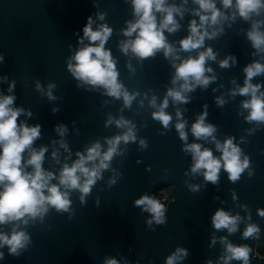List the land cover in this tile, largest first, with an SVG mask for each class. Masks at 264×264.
Returning <instances> with one entry per match:
<instances>
[{
	"label": "water",
	"instance_id": "obj_1",
	"mask_svg": "<svg viewBox=\"0 0 264 264\" xmlns=\"http://www.w3.org/2000/svg\"><path fill=\"white\" fill-rule=\"evenodd\" d=\"M215 2L227 19L221 18L218 25L208 29L216 30L217 35L206 37L202 48L186 52L179 42L189 34L191 20L199 23L193 11L199 6L193 0H166L168 5L182 6L183 17L174 14L179 29L164 32L168 43L178 50V59L166 58L163 50L142 59L131 50L125 54L120 47L122 42L135 38V33L132 37L123 34L128 22L136 19L132 0H0V96H14L12 107L24 109L18 124L41 126L40 136L25 151L23 160L27 161L31 149L47 148L42 167L58 177L65 164L71 166L78 159L77 152L86 154L85 150L97 142L104 152L109 147L107 140L125 134L128 128L135 135V141L120 142L109 167L102 170L84 203L79 190H71L72 203L67 212L49 206L42 218L26 217L27 224L17 221L0 225V232L11 234L15 228L29 237L18 255L9 254L7 245L0 246V264H105L109 259L118 264H166L178 248L186 249L188 254L175 264H207L209 260L224 264L221 257L227 255V243L249 246V264H264V259L253 252L264 226V217L258 214L264 209V122L247 119L250 109L244 108L243 102L251 96L238 92L244 85L245 67L254 61L264 64V51L253 48L248 38L257 21L259 31L264 32V8L245 20L235 8L236 0L227 9L221 0ZM162 15L156 13L158 21ZM89 16L94 30L101 24L112 29L105 48L111 50L116 62L118 81L134 95L129 106H125L122 96H109L102 86L84 84L68 71L71 57L88 43L87 39L80 43L79 37ZM209 47L216 59L206 60L205 66L213 71L205 75L215 79L207 87L197 85L185 93L186 103L168 97L165 112L172 119L165 128L153 113L159 110L168 89H178L182 82L173 85V64ZM228 57H235V63L229 59V67H221L220 62ZM13 82L15 86L9 91ZM251 82L260 84L264 92V73ZM49 85L54 87L50 89ZM49 91L55 99H49ZM154 97L155 106L151 103ZM53 108L57 109L55 113ZM177 111L181 113L179 118ZM205 111V123L216 129L215 140L197 139L192 134L193 123ZM120 119L128 125L117 127ZM181 120L185 122L186 141L176 130ZM60 124L67 129L63 136L56 131ZM228 138L240 148L241 161L248 159V167L237 181H230L223 167L215 184L205 180V170L191 171L192 153L185 151L186 144L199 143L219 158L216 142L223 144ZM25 170L31 171L32 167L25 165ZM169 185L172 192L165 205V222L148 225V211L143 210L144 206H135V201ZM218 209L240 217L234 233L213 227L212 216ZM250 224L260 231L245 239L243 232ZM222 237L226 238L223 242ZM228 264L242 261L231 260Z\"/></svg>",
	"mask_w": 264,
	"mask_h": 264
},
{
	"label": "clouds",
	"instance_id": "obj_2",
	"mask_svg": "<svg viewBox=\"0 0 264 264\" xmlns=\"http://www.w3.org/2000/svg\"><path fill=\"white\" fill-rule=\"evenodd\" d=\"M199 7L194 9V13L199 17V23L195 19L189 24V34L183 38L179 44L180 49L186 52L200 49L204 46L205 38H213L217 35V31L209 32V28L220 23L221 18L227 19L219 8L216 6L215 0H193ZM224 8L232 7L233 0H221ZM134 14L136 19L134 22H128V26L123 30L126 37H132L121 43V51L125 54L131 50L139 58H148L155 55L157 51L163 50L166 58L172 57L178 59L177 49L169 44L165 30L168 33L177 31L180 25L174 18V14L183 17L182 6L168 5L166 0H132ZM235 8L238 14L245 20L249 19L251 13L259 14V10L264 8V0H236ZM156 13H161L162 18L158 21ZM233 14V18H234ZM103 14L99 15V19L103 20ZM92 17H87V22L83 25V36L79 37V42L83 43L85 39L88 43L79 48L71 57L67 67L68 71L78 81L92 86H102L106 90V94L112 97H123L125 106H129L134 99V95H130L124 86L118 81L119 73L116 69V62L112 58L111 50L105 48V44L112 34V29L107 24H101L94 30ZM260 22L253 24L252 30L248 32V38L252 42L253 48L258 52L264 51V32L259 31ZM215 60L216 55L209 47L198 53L197 56H189L182 60L179 64H173L176 72L172 83L179 84V88H170L167 91L159 110L153 113V118L159 120L162 125L167 128L172 117L165 112L168 107V97L174 102H187L188 93L197 85L207 87L215 76H207L206 72L211 73V67H206V60ZM229 59L235 63V57H228L220 62L221 67H229ZM3 57L0 56V61ZM71 61H75L72 63ZM245 80L243 87L238 88L240 95L251 96L250 100L243 102V107L250 109L247 117L250 121L264 122V92H261L260 84H253V77L264 73V64L258 61L247 65L244 69ZM4 79H7L5 76ZM15 84H9V91L14 88ZM37 89L40 84L37 83ZM54 85H49L51 89ZM259 93V95H258ZM235 94V91L234 93ZM49 99H55L51 91L47 93ZM15 97L12 95L0 96V225L10 222L28 223L26 217L35 220L37 217H43L48 211L49 206L54 207L58 212H67L70 209L72 201L69 198L71 190H79L81 193L80 201L85 202V197L91 192L92 186L97 179L101 178V172L109 167V162L113 155L117 153L118 145L121 141L127 143L130 140L135 141V135L132 128L120 136H115L107 140L109 147L106 151L101 152V145L97 142L87 148L86 154L77 152L76 159L71 166L65 164L60 170L57 177L51 171H45L42 167L44 154L47 148H40L39 151L31 149L27 161L23 160V154L30 149L34 140L40 136L39 124L28 126L25 123H17L18 117L24 111L22 108L12 107ZM217 102L222 104L223 101L217 98ZM155 106V97L151 101ZM53 113L57 109H52ZM28 115H31L29 112ZM177 117L181 113L177 111ZM207 112L202 113L193 123L191 131L197 139L213 137L216 131L211 124L205 123ZM111 120L109 121V123ZM128 121L120 119L116 121L117 127H125ZM185 122L182 120L176 124V130L179 132L180 139L187 140V134L184 131ZM56 131L63 136L67 131L63 124L56 126ZM144 144V141H141ZM62 147H67L61 143ZM216 149L221 152L219 158L213 155L208 148H202L199 143L186 144L185 151L192 153L193 165L191 171L193 173L203 172L206 181L215 184L218 180V174L223 169L229 174L230 181L235 182L240 178L241 173L248 167V159L245 157L241 161V150L233 144L232 138H228L223 144L216 142ZM56 153L53 152L55 158ZM98 161V163H97ZM90 164V166H89ZM25 165L32 167L31 171L25 170ZM58 183H51L52 180ZM115 181H113L114 183ZM167 190L172 192V186L167 189H161V192ZM195 187L193 191H195ZM233 195V199H235ZM169 199H171L169 195ZM135 206H144L145 211L151 214V219L147 221L148 225L153 222L163 224L165 222V205L159 199L144 195L135 201ZM258 214L264 217V209H259ZM240 217L238 215H229L226 211L218 209L212 216V225L215 229H227L229 233L237 230V224ZM260 229L250 224L243 232V238L253 237ZM226 238L222 237V242ZM29 242V237L24 231H16L15 228L11 234L0 232V246L7 245L9 254L18 255V249L24 248ZM215 243V240L212 241ZM251 248L247 245L234 246L231 243L226 244L227 255L221 257L224 264H228L231 260L242 261V264H249V253ZM187 250L178 248L175 253L170 255L166 264H175L177 259L187 256ZM261 259H264V252L256 253ZM0 258L3 253L0 252ZM105 264H118L115 259H109ZM212 264V261H207Z\"/></svg>",
	"mask_w": 264,
	"mask_h": 264
},
{
	"label": "trees",
	"instance_id": "obj_3",
	"mask_svg": "<svg viewBox=\"0 0 264 264\" xmlns=\"http://www.w3.org/2000/svg\"><path fill=\"white\" fill-rule=\"evenodd\" d=\"M149 197L154 198V193L150 195ZM254 251L257 253L258 251L264 252V228L263 230L258 234L256 237V240L254 242L253 246Z\"/></svg>",
	"mask_w": 264,
	"mask_h": 264
},
{
	"label": "built area",
	"instance_id": "obj_4",
	"mask_svg": "<svg viewBox=\"0 0 264 264\" xmlns=\"http://www.w3.org/2000/svg\"><path fill=\"white\" fill-rule=\"evenodd\" d=\"M169 192L168 194L162 193V194H154V198L159 199L160 202L164 205H166V201L169 199Z\"/></svg>",
	"mask_w": 264,
	"mask_h": 264
},
{
	"label": "rangeland",
	"instance_id": "obj_5",
	"mask_svg": "<svg viewBox=\"0 0 264 264\" xmlns=\"http://www.w3.org/2000/svg\"><path fill=\"white\" fill-rule=\"evenodd\" d=\"M161 189H167V188H159V189H157V190H155L154 191V194H162V193H166V194H168V191L167 190H165L164 192H161L160 190ZM148 214H149V219H151V214L148 212ZM264 225V224H263ZM263 228H264V226H263ZM263 228H262V230H263ZM253 252L254 253H256L255 251H254V249H253Z\"/></svg>",
	"mask_w": 264,
	"mask_h": 264
}]
</instances>
